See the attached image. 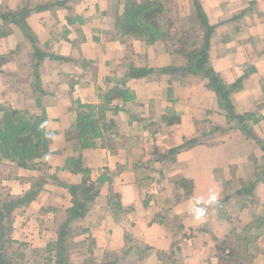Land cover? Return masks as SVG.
<instances>
[{
	"label": "crops",
	"instance_id": "obj_1",
	"mask_svg": "<svg viewBox=\"0 0 264 264\" xmlns=\"http://www.w3.org/2000/svg\"><path fill=\"white\" fill-rule=\"evenodd\" d=\"M55 1L0 0V12L33 10L26 21L36 39L34 47L15 24L11 35L0 38V108L40 114L41 100L46 129L55 139L49 158L40 162L58 182L79 185L84 175L65 165L68 158H80L90 170L88 183L99 187L76 223L84 232L74 240L79 246L70 251L71 261L264 264V0H200L214 28L209 65L227 86L239 87L229 95L231 108L220 105L217 89L201 73L128 79L136 99L113 102L107 113L114 124L111 141L83 149L65 137L77 119V104L99 105L100 91L124 78L126 61L154 69L186 67L188 61L172 55L163 41L151 46L116 34L124 0H71L64 7L36 9ZM169 1L182 11L189 0ZM172 116L173 123L162 119ZM190 139L197 143L169 154ZM43 172L17 168L16 194ZM58 182L49 179L19 211L16 240L36 230L41 236L48 232L44 246L57 240L58 215L73 206ZM212 189L218 203L194 220L192 199L207 200ZM46 222L52 224L47 229Z\"/></svg>",
	"mask_w": 264,
	"mask_h": 264
},
{
	"label": "trees",
	"instance_id": "obj_2",
	"mask_svg": "<svg viewBox=\"0 0 264 264\" xmlns=\"http://www.w3.org/2000/svg\"><path fill=\"white\" fill-rule=\"evenodd\" d=\"M71 0H58L48 6H39L37 10H45L54 8V6L64 7ZM199 24L203 30V37L199 47L190 51V46L183 44L178 50H170L168 42L171 41L172 22L170 18L165 16L164 4L161 0H125L123 5V13L115 17L114 27L121 37H130L145 42L147 45H154L159 41H163L167 50L172 54H181L185 50L188 53V65L186 67H163L149 68L147 66H136L134 63H126V73L120 83H117L111 89L103 90L99 93L100 104L89 105L78 102L77 119L74 124L65 132L67 140H76L83 148L95 146L97 140L111 141L110 129L114 124L108 121L107 113L112 111L111 106L115 100H119L124 104L134 101L136 95L126 85L128 79H145L155 74L169 75L175 77L181 73L203 74L209 79L212 85L217 89L221 96L220 105L225 108H231L229 95L239 87L227 86L220 75L209 65L208 51L210 47V38L214 32V28L209 24L206 13L201 6L200 0H190ZM33 10L22 8L18 11H2L0 12V38L11 35V25L15 24L23 31L31 43L35 47V36L27 24V17ZM177 48V47H176ZM40 58V55H38ZM36 89L40 91V85L36 83ZM169 96L172 94L169 89ZM223 101L225 104H223ZM38 105L42 112L40 114H31L27 111L14 109L11 106L0 108V164L2 160L11 163L17 168L25 170L42 169L39 160L51 154L50 145L53 139L48 136H54L55 133L48 132L46 123L48 122L45 108L42 107L41 100L37 99ZM119 109L115 110V113ZM114 111V110H113ZM175 116L163 117V121L173 123ZM232 119V118H231ZM243 123V118L238 117ZM243 130H247L244 128ZM156 132V131H155ZM247 136L250 134L246 131ZM252 137V135H251ZM197 140L190 139L180 147L174 149L169 154L175 156L184 148L193 146ZM4 162V161H3ZM69 165V166H68ZM71 165V166H70ZM1 166V165H0ZM70 169L74 174H83L84 178L79 185L66 184L58 182L56 173L50 175L43 172L39 178L30 179V188L22 195H14L8 193L3 198L0 192V264H24L25 254L23 247L26 245L19 243L14 238V222L20 210L28 208L37 198L44 185L49 179L57 181L58 185L68 190L72 197V208L65 209L58 215L57 240L48 245V252H54L50 262L53 264H69L71 261L70 251L78 247L79 243L74 242L76 236L83 234L84 230L77 228V222L87 215L90 203L94 202L96 196L99 195V187L94 182H90V170L84 169L80 158H69L66 160L65 167ZM101 178L98 182H103ZM99 186V183L97 184ZM75 237V238H74ZM84 264H94L90 259ZM98 264V263H96Z\"/></svg>",
	"mask_w": 264,
	"mask_h": 264
},
{
	"label": "rangeland",
	"instance_id": "obj_3",
	"mask_svg": "<svg viewBox=\"0 0 264 264\" xmlns=\"http://www.w3.org/2000/svg\"><path fill=\"white\" fill-rule=\"evenodd\" d=\"M161 2L164 4L165 16L170 18L171 19L170 22H172L170 23L172 24L171 41L168 42V45H169L168 48L170 50H176V49L178 50L179 49L178 44H180L178 42L180 40L184 41L187 47L188 46L191 47L189 48L190 51L193 50L194 48L199 47L201 44V39H202L201 36H203L204 33L200 31L199 27L201 26L196 17L195 10H193L194 7L191 1L190 0L183 1V3H185L184 5L185 10L183 9L182 11L180 9L181 8L180 6H172L169 0H161ZM116 33H119V32L116 30ZM181 45L183 44H180L179 46ZM166 48H167V43H166ZM190 51L185 50L184 53H181V54L179 53V54L182 58L188 61V53ZM180 75H183V74L181 73ZM201 140L203 141L205 139H201ZM42 159L39 160V163L42 164V170L47 172V170L50 169V167L47 169L46 167H48V164L41 163L40 161ZM0 165H1L0 166V192L3 195V198H5L4 196H6L9 192L14 195H17L16 193L20 191L19 186L21 185L19 184L20 178L17 176V173H16L17 166L6 162V160H2V163ZM28 179L30 180L32 178H28ZM51 225L52 224H50L49 222H46V229ZM76 226L79 229L83 227L82 223H79ZM47 233L48 232L43 234L44 236H41L42 234L40 235L38 230H36V232L30 233V236L22 235L21 237H19L22 239V241L21 240H17V241L19 243L26 245L25 247H23V252L25 254V258L23 259L24 264H53V262L52 261L50 262L49 259L50 257L53 258L55 253L48 252V246L47 245L44 246L45 241L43 242L41 240L43 239L42 237L48 238ZM49 237H50V234H49ZM77 239H80V237H78ZM24 241H27L28 243ZM69 264H80V263H78V261L76 262L70 261Z\"/></svg>",
	"mask_w": 264,
	"mask_h": 264
},
{
	"label": "clouds",
	"instance_id": "obj_4",
	"mask_svg": "<svg viewBox=\"0 0 264 264\" xmlns=\"http://www.w3.org/2000/svg\"><path fill=\"white\" fill-rule=\"evenodd\" d=\"M48 138L55 139L52 135H49ZM47 158L49 157H46V159ZM218 199V193L214 189L210 190L207 200L193 198L190 207V214L193 219L196 221L204 219L207 215L208 208L217 204Z\"/></svg>",
	"mask_w": 264,
	"mask_h": 264
}]
</instances>
